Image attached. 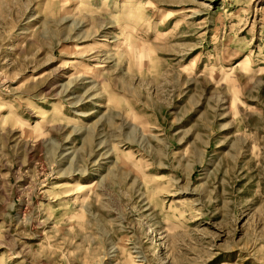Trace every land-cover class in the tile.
Returning a JSON list of instances; mask_svg holds the SVG:
<instances>
[{
    "label": "rangeland",
    "instance_id": "1",
    "mask_svg": "<svg viewBox=\"0 0 264 264\" xmlns=\"http://www.w3.org/2000/svg\"><path fill=\"white\" fill-rule=\"evenodd\" d=\"M0 264H264V0H0Z\"/></svg>",
    "mask_w": 264,
    "mask_h": 264
},
{
    "label": "bare ground",
    "instance_id": "2",
    "mask_svg": "<svg viewBox=\"0 0 264 264\" xmlns=\"http://www.w3.org/2000/svg\"><path fill=\"white\" fill-rule=\"evenodd\" d=\"M79 5H80V3H79ZM77 12V11H76ZM78 13V12H77ZM73 17V15H65L64 17H63V19H62V21H65V22H67V20H70L71 18ZM74 21V28L75 29H81V28H83L84 26H85V24H86V19H85V17L82 19V20H78V21H76V20H73ZM115 24L117 25V22H115ZM127 38V37H126ZM128 39V38H127ZM126 39V40H127ZM98 67V66H97ZM80 187V186H79ZM154 195H155V193H154ZM167 231V230H166ZM168 233H170V231L168 230Z\"/></svg>",
    "mask_w": 264,
    "mask_h": 264
}]
</instances>
